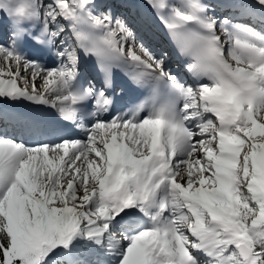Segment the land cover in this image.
Segmentation results:
<instances>
[{"label":"snow or ice","instance_id":"snow-or-ice-1","mask_svg":"<svg viewBox=\"0 0 264 264\" xmlns=\"http://www.w3.org/2000/svg\"><path fill=\"white\" fill-rule=\"evenodd\" d=\"M145 3L171 53L95 0H0V113L46 138L0 131V264H264V31L205 0ZM225 7L264 25V0ZM81 52L105 87L125 65L149 97L112 114L103 89L82 87Z\"/></svg>","mask_w":264,"mask_h":264},{"label":"bare ground","instance_id":"bare-ground-1","mask_svg":"<svg viewBox=\"0 0 264 264\" xmlns=\"http://www.w3.org/2000/svg\"><path fill=\"white\" fill-rule=\"evenodd\" d=\"M111 1V0H110ZM123 1V0H122ZM137 2H139V4H141V5H143V7H140V9H139V11L141 10V12L142 11H146V13L149 15V17L156 23V25H158V23H157V21H155L154 20V17H151L150 16V12H151V9H149L148 7H147V4L145 3V1H142V0H136ZM228 1V0H227ZM13 2H16V0H13ZM108 2H109V0H108ZM123 2H125V1H123ZM176 2L177 3H179L180 2V0H176ZM205 2L206 3H209V2H207L206 0H205ZM129 3V2H128ZM209 4H211V3H209ZM129 5H130V7L131 8H134V10H136V7L135 6H133L132 5V3H129ZM140 5V6H141ZM213 7H215L213 4H211ZM125 6V5H124ZM120 8H121V6H120ZM226 9H229V8H226ZM126 10V9H125ZM220 10H224V9H220ZM224 13V15L225 16H231V15H235V14H239L235 9H233L231 12H223ZM128 14V13H127ZM240 15V14H239ZM260 16V13L259 12H254L253 14H252V16ZM141 16V17H140ZM139 17L140 18H145L144 16H142V15H140ZM252 16H245V18H242V17H240V16H236V17H234V18H231L232 20H233V22L234 23H241V24H247V25H250V26H252V27H254V28H256L257 30H260V31H264V25H262L260 22H256L255 21V18L254 17H252ZM143 19H140V22L144 25V27H145V29L142 27V25L141 24H136L134 27H133V31H134V34L136 35V36H139V37H141L140 39H141V41L145 44V46L146 47H149V49H151V45H149V43L151 44V43H154L155 44V42L153 41V39H155V37L152 35V34H150V33H148L149 31H152L151 30V27H150V25L149 24H147ZM244 22V23H243ZM151 24V23H150ZM1 27H3V25H0V30H2L1 29ZM146 29H148V31L146 30ZM159 29H160V34L161 35H163V37H164V39H162V40H159L160 41V43H159V47L157 48V49H160V51H161V49L162 48H166V47H168L169 45H168V41H167V38H166V36L164 35V32H163V29H162V27H159ZM137 33V34H136ZM129 43H131V41H129ZM157 44V43H156ZM155 44V45H156ZM155 47V46H154ZM168 50H169V52L171 53L172 52V49H171V47H169L168 48ZM151 51H153V50H151ZM154 53H156V54H159V53H157L156 51H153ZM28 54V56L30 57L31 55L32 56H36L35 54H33V53H27ZM36 58V57H35ZM50 64V63H49ZM171 70H173V71H175V68H172L171 67ZM182 72H183V69H182ZM91 78L93 77V75L92 76H90ZM39 86V85H38ZM6 107V106H5ZM34 106H27V105H25V106H21V110H23V111H28V112H31V109L33 108ZM7 111L8 112H14V110L12 109V108H7ZM16 111V110H15ZM34 115H36V116H39V117H42L43 119H45V120H48V121H51L52 119L54 120V119H56V118H58L59 119V117H58V115L55 113V110L53 109H51V108H41V110H39V111H36V112H34L33 113ZM42 114H46V116H42ZM52 116H55L56 118H51ZM2 123V122H1ZM11 133L12 134H18L19 135V131L17 130V129H14V130H11ZM81 135V133H79V132H75L74 131V133H73V137H79ZM32 138H33V136H31ZM39 139H40V141L41 140H43V139H41V138H44V137H38ZM17 139H20V138H18L17 137ZM44 139H46V138H44ZM29 141H38L37 139H29Z\"/></svg>","mask_w":264,"mask_h":264},{"label":"rangeland","instance_id":"rangeland-1","mask_svg":"<svg viewBox=\"0 0 264 264\" xmlns=\"http://www.w3.org/2000/svg\"><path fill=\"white\" fill-rule=\"evenodd\" d=\"M123 1H125V2H123ZM109 0V2H108V0H95V2L97 3V4H99V5H101V7H103L104 5H111L112 6V12H113V15L114 16H118V17H121V18H124V19H126L127 20V23H128V26L132 29V31H133V27L138 23V24H141L142 25V27L145 29V27H144V25L140 22V19H143V18H140L141 16V14H143L142 12H141V10L139 11V9H140V5L141 4H139V2H137L136 0ZM142 1H145V0H142ZM207 1V0H206ZM209 2H212V0H208ZM215 3H219V2H221V3H223V4H225V3H231V0H213ZM132 3V5L133 6H135L136 7V10H134V8H131L130 7V5H129V3ZM212 4V3H211ZM125 5V6H124ZM215 7H214V12H215V15L218 17V18H223L225 15H224V13L223 12H231L233 9H224V10H220L221 8H218V7H216V5L215 4H213ZM120 6H121V8H120ZM126 9V10H125ZM144 12H146V11H144ZM128 13V14H127ZM137 14H139V15H137ZM235 15H238V14H235ZM140 16V17H139ZM242 18H245V16L246 15H240ZM252 16V15H251ZM247 17V16H246ZM252 17H254V16H252ZM145 19V18H144ZM143 19V20H144ZM145 21V20H144ZM256 21V20H255ZM146 22V21H145ZM257 22V21H256ZM147 24H149L150 25V27H152L151 26V24H150V22H146ZM157 23H158V21H157ZM1 29H2V27H1ZM152 29V28H151ZM147 31H148V29H146ZM134 32V31H133ZM137 34V33H136ZM163 36V35H162ZM141 37H139V36H136V40H137V43H140V42H142L141 41V39H140ZM155 42V44L154 43H149V45H151L152 47H151V49L150 50H153V51H156L157 53H159L160 52V49H157L159 46V43L158 42H156V41H154ZM155 46V47H154ZM149 48V47H148ZM52 58V60L53 61H55V59H54V57H51ZM170 61V60H169ZM169 61H168V64H169ZM41 63V62H40ZM41 64H43V63H41ZM52 66H49L48 68H51ZM172 72H173V70H172ZM39 81H37V85H39ZM14 111L16 110V109H13ZM3 120V115H2V113H0V121L2 122H0V126H2V127H9L8 126V124H6V123H10V122H6L5 120L4 121H2ZM75 132H78L77 130H75V129H73ZM0 131H6L7 133L8 132H11V129L8 131V128H5V129H0ZM9 135H11V133H8Z\"/></svg>","mask_w":264,"mask_h":264}]
</instances>
